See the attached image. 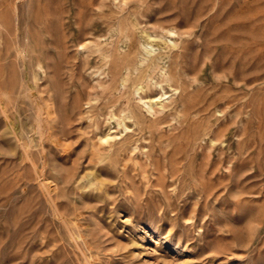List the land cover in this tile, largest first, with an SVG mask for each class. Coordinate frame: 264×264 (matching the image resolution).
Segmentation results:
<instances>
[{
  "label": "rangeland",
  "instance_id": "1",
  "mask_svg": "<svg viewBox=\"0 0 264 264\" xmlns=\"http://www.w3.org/2000/svg\"><path fill=\"white\" fill-rule=\"evenodd\" d=\"M0 9V264H264V0H12ZM91 24L103 28L97 36ZM127 28L136 43L141 28L176 42L169 49H182L185 78H200L194 88L231 101L170 116L157 141L142 140L132 119L129 130L118 126L122 113L104 125L112 107H91L112 77L100 49L118 58ZM148 46L142 52L157 55ZM122 75L114 89H127ZM167 88L166 110L153 103L162 112L179 91ZM93 116L119 143L135 131L141 158L88 159Z\"/></svg>",
  "mask_w": 264,
  "mask_h": 264
},
{
  "label": "bare ground",
  "instance_id": "2",
  "mask_svg": "<svg viewBox=\"0 0 264 264\" xmlns=\"http://www.w3.org/2000/svg\"><path fill=\"white\" fill-rule=\"evenodd\" d=\"M0 4L3 3V2H7L8 1H12V0H0ZM90 1V0H89ZM86 2V1H85ZM11 3V2H10ZM79 3V2H78ZM103 4V3H101ZM83 5V4H82ZM92 5V4H91ZM99 5V4H98ZM84 6V5H83ZM101 6V5H100ZM104 6V5H103ZM105 7V6H104ZM8 7L6 6L4 9H7ZM87 8V6H86ZM102 8V7H101ZM3 9V10H4ZM1 10V9H0ZM3 11L0 12V14H2ZM6 12V10H5ZM4 13V12H3ZM118 13V12H117ZM6 16H7V12L5 13ZM134 14V13H133ZM100 16H103V14H100ZM5 17V15H4ZM101 18V17H100ZM106 18H108L106 16ZM131 18V17H130ZM136 18V16H135ZM133 17L132 19V25H133V28H137L138 27V23ZM3 19V20H2ZM1 19V15H0V20H2V22H6L7 20H4V18ZM6 19V18H5ZM123 19V18H122ZM120 19V20H122ZM126 19V18H125ZM123 19V20H125ZM131 20V19H130ZM119 21V19L117 20ZM1 22V21H0ZM8 22V21H7ZM99 23V22H98ZM148 23V22H147ZM1 24V23H0ZM5 24V23H4ZM102 24V23H101ZM122 27H125L127 26L128 24L125 22V21H121L119 23ZM7 24H5L4 26L6 27ZM93 25V24H91ZM8 26V25H7ZM89 26V25H88ZM104 26H106L105 28H111L113 29L114 27H116V25H113V24H110V23H106ZM120 26V27H121ZM153 26V25H152ZM91 27V30H90V33L93 34V35H96L98 34L99 31H101L103 28L101 27L100 24H96V25H93V26H90ZM166 27V26H165ZM164 27V28H165ZM174 27V26H173ZM100 28V29H99ZM7 29V28H5ZM116 29V28H115ZM162 29V27H161ZM168 29V28H167ZM173 29V28H172ZM172 29L169 28L167 30V32H170L172 33ZM117 30V29H116ZM123 30V29H121ZM139 30V36H140V39H141V42L140 43H136V35L134 34L133 31L129 30V28H127V32L126 33H123L122 34H118L119 36L118 37H125V38H128V40L130 39V41H127L129 43L127 49L125 50V52H121L118 51L117 55H118V58L112 60H109V62L107 61V55H105V53L107 51L110 50V48H105L103 45V47L100 49L101 51V54L104 55V64H103V67H104V71L105 73H107L108 75L110 74L112 77H108V78H105V82H106V89L105 91L103 92V99H105L104 101H100V103L98 105H95V106H91L92 108H95L97 109V107H101L100 110L98 109V113L101 114L102 112V109L104 111V108H108V111H109V107H112L111 108V111H110V116H109V119L107 121L106 119V124L104 125H107L109 122L110 123V120L112 119H115V116L117 115L116 113H122L123 114V118L121 121H118L117 124L118 126H122L124 130H127L129 128V124L127 125L126 122H125V119L128 118V120H131L134 124H139L138 125V128L139 129V137L141 138V136H143L142 140H145V138L147 137L148 139H156V138H163V136L165 135V133L163 134V129L160 130V128L158 127L160 123L163 122V124L166 122V120L171 116V117H182V119L184 118H187L188 115L192 112H197V111H208L209 108L211 106H214V107H217L218 106V103L221 101H224V103H229L231 101L230 99V96L229 95H226V94H220L219 96H214V95H211V94H201V90L203 89L202 87H199V86H196L194 88V83L196 81H198L200 78H197L195 77L194 79H190V80H187L184 76L185 74V71L187 70V66L184 65L182 63V59L183 57H180L183 52L182 49H180L181 51L178 52L176 49L175 51H170L169 49V46H175V43L176 42H171V43H168V41H166V39H163V38H159V37H156V38H153L151 36L150 33L148 32H145L144 30L141 29H137ZM148 30V29H147ZM7 31V30H6ZM86 31V30H85ZM107 31V29H106ZM124 32L126 30H123ZM160 31V30H159ZM136 32V31H135ZM158 32V31H156ZM154 32V33H156ZM121 33V31H120ZM169 33V34H170ZM175 33V32H174ZM89 34V32H88ZM103 34V33H102ZM104 35V34H103ZM95 36V37H96ZM173 36V35H172ZM113 39V38H112ZM119 39V38H117ZM123 39V38H122ZM168 39V38H167ZM115 40H116V37H115ZM125 41V40H124ZM117 42V41H116ZM119 42V41H118ZM113 43V42H112ZM122 43V42H121ZM120 43V44H121ZM114 44V43H113ZM118 44V43H117ZM122 45V44H121ZM151 46V47H154V51L157 50V55L154 54V56H152L153 53H151V56L149 55L150 53L147 51V53H143L142 50L144 51V49L146 48V46ZM189 45V44H188ZM148 46V47H149ZM118 49V47H117ZM116 50V49H115ZM97 51V50H96ZM170 51V52H169ZM97 53V52H96ZM109 53V52H108ZM94 54V53H92ZM97 55V54H96ZM113 55V54H112ZM170 55V63L168 65H165L164 61H161L162 58H165V57H168ZM109 56V55H108ZM111 56V54H110ZM112 57V56H111ZM114 57V56H113ZM182 58L181 61L180 59L178 58ZM102 58V57H101ZM99 59V58H97ZM167 59V58H166ZM168 60V59H167ZM166 60V61H167ZM98 61V60H97ZM97 64V63H95ZM97 66V65H96ZM122 70H127L125 72H122ZM102 71V70H101ZM121 74H124L126 76H123L122 75V80L126 81L127 82V89L124 90V91H121V90H118L117 89H114L113 86H114V79L117 78V76H120ZM104 75V73L102 74ZM106 75V74H105ZM103 78V77H102ZM192 78V77H191ZM118 79V78H117ZM104 82V83H105ZM166 86L170 89V92H172V95L177 93L176 91H178L177 93V96H175L173 98V100L171 101L172 103H168L169 105L172 104V108H169L167 109L166 112H162L161 110H158V108L156 109V107H153V103L159 105L162 109L166 107V103H161V100L162 99V95L166 94L168 92V90H166ZM156 87H159V89L162 90V93L158 96H156V93H159L158 91H156ZM192 87V88H191ZM167 88V89H168ZM210 88H213L212 86ZM114 89V90H113ZM209 89V88H208ZM134 90H135V93L138 94V97L135 96L134 94ZM210 90V89H209ZM132 91V92H131ZM161 92V91H160ZM171 95V94H170ZM97 96V95H96ZM174 96V95H173ZM135 99L137 98L138 101L142 102L143 104V107L144 108H147V111H144L143 109L141 108H133V107H136L134 105H132V102H131V99ZM145 98H148V101L145 102L143 101V99ZM100 99V98H99ZM161 99V100H160ZM170 102V101H169ZM165 104V105H164ZM116 105V106H115ZM180 105V107H179ZM114 106V107H113ZM168 107V106H167ZM166 107V108H167ZM179 107V108H178ZM160 108V109H161ZM165 108V110H166ZM54 109V108H53ZM218 109V108H217ZM52 112V110H51ZM92 112V110H91ZM95 111H94V116H95ZM104 113V112H103ZM200 113V112H198ZM197 113V114H198ZM104 115V114H103ZM94 116H93V119H94ZM212 116V115H211ZM103 118V116H102ZM105 118V117H104ZM103 118V119H104ZM191 118H192V115H191ZM201 118V117H200ZM198 118V119H200ZM181 119V118H180ZM193 119V118H192ZM127 120V119H126ZM173 120V119H172ZM105 121V120H104ZM103 120L99 119V118H96L93 120V135L94 136H98V138L96 139V141H94V137H92V140L94 142H92V149H91V152H90V156L88 157V159H92V157L94 155H97V154H104V156L107 157L108 160H110V163L113 162L115 164H123V165H127L129 161H132L134 159H139L141 158V155L137 152L135 153V149H136V146L132 147L134 143V139H132V135L133 133H126L123 140L119 143V141H117V135H113L112 136V133H107L106 135H100V127L103 126L102 125V122H104ZM198 121V120H197ZM73 122V121H72ZM168 122V120H167ZM174 122H177L178 121H175ZM194 122V121H193ZM202 122V120H201ZM128 123V122H127ZM182 123V121H181ZM196 123V122H195ZM200 123V121H199ZM162 124V125H163ZM184 124V123H183ZM194 123H192V126ZM198 124V123H197ZM195 124V125H197ZM188 125V124H187ZM88 126V125H86ZM115 126V125H114ZM191 126V129L193 128ZM204 126V125H203ZM206 126V125H205ZM110 127V126H109ZM121 127V129H122ZM178 127V126H177ZM195 127V126H194ZM92 128V127H91ZM170 128V127H169ZM173 128V127H171ZM201 128V126H200ZM204 128V127H203ZM102 129V128H101ZM118 129V127H117ZM168 129V128H165V130ZM194 129V128H193ZM192 129V130H193ZM222 129V128H221ZM220 129V130H221ZM92 130V129H91ZM123 130V131H124ZM129 130V129H128ZM131 130V129H130ZM188 130V129H187ZM214 130V129H213ZM218 130V129H217ZM228 130V129H227ZM90 131V130H89ZM88 131V132H89ZM109 131V129H108ZM117 131V130H116ZM199 131V129L197 130ZM216 131V130H215ZM119 132V131H118ZM118 132H116L117 134H119ZM168 132V130H167ZM189 133V131H187ZM195 132V131H194ZM204 132V131H203ZM220 132V131H218ZM44 133V132H42ZM48 133V132H47ZM136 133V132H135ZM177 133V132H176ZM192 133V132H191ZM209 133L213 134L212 131H210ZM215 133V132H214ZM163 134V136H162ZM170 134H173L170 132ZM181 135L183 134L182 131L180 133ZM185 134V133H184ZM183 134V135H184ZM219 134V133H218ZM141 135V136H140ZM188 135V134H187ZM190 135V134H189ZM192 135H195V134H192ZM208 135L207 133L204 134V136ZM90 136V135H89ZM135 136V135H134ZM166 136V135H165ZM168 136V135H167ZM173 136V135H172ZM171 136V137H172ZM176 136V135H174ZM180 136V135H179ZM181 137V136H180ZM194 137V136H193ZM196 137V136H195ZM89 138V137H88ZM173 138V137H172ZM214 138V137H212ZM87 139V138H86ZM164 139V138H163ZM162 139V140H163ZM174 139V138H173ZM179 139H182V138H179ZM177 139V140H179ZM200 139V138H199ZM137 140V138L135 139ZM168 140V139H166ZM186 140H188V138L186 137ZM140 141V140H139ZM157 141V139L155 140ZM154 141V143H155ZM164 141V140H163ZM169 141V140H168ZM167 141V142H168ZM183 141V140H182ZM189 141V140H188ZM194 141V140H193ZM90 142V141H89ZM159 142V141H158ZM158 142L157 145L159 144ZM170 142V141H169ZM179 142V141H177ZM181 142V141H180ZM197 142V141H196ZM206 142V141H205ZM117 143H119L118 145H116ZM161 143V141H160ZM172 143V142H171ZM182 143V142H181ZM186 144L188 143L187 141L185 142ZM207 143V142H206ZM140 144V143H139ZM142 144H144L142 142ZM141 144V145H142ZM166 144V143H165ZM185 144V146H186ZM192 144V142H191ZM212 144V143H211ZM21 145V144H20ZM156 145V146H157ZM161 145V144H160ZM159 145V146H160ZM182 145V144H181ZM184 145V143H183ZM195 145V144H194ZM143 146V145H142ZM170 145L167 146L166 144V147L169 148ZM175 147V145H173ZM184 146V148H185ZM188 146V145H187ZM202 146V145H200ZM90 147V146H89ZM138 147V146H137ZM141 147V146H140ZM147 147V146H146ZM164 147V146H163ZM163 147H162V150H163ZM192 147H194L192 145ZM144 148V147H143ZM165 148V147H164ZM173 148V147H172ZM178 148V146L176 147ZM201 148V147H200ZM204 148V146H203ZM228 148V147H227ZM138 149V148H137ZM141 149V148H140ZM158 149V148H156ZM160 149V147H159ZM158 149V150H159ZM167 149V148H166ZM183 149V148H182ZM186 149V148H185ZM210 149V148H208ZM143 150V149H142ZM172 150V149H170ZM176 150V149H175ZM180 150V149H179ZM160 151V150H159ZM196 151V150H195ZM203 151V150H202ZM201 151V152H202ZM212 151V150H211ZM161 152V151H160ZM163 152V151H162ZM167 152V150H166ZM171 152V151H170ZM198 153V151H196ZM200 152V150H199ZM200 152V153H201ZM141 154L143 153L142 151L140 152ZM173 153V151L171 152V154ZM181 153V152H180ZM183 153V152H182ZM203 153V152H202ZM209 153V152H208ZM213 153V152H212ZM152 154V153H151ZM156 154V153H155ZM160 154V153H159ZM157 153V156L156 158L158 157L159 155ZM170 154V156H171ZM144 155H148V153L144 154ZM163 155V154H162ZM169 155V154H168ZM167 155V156H168ZM180 155V154H179ZM178 155V156H179ZM191 155V153H190ZM199 155V154H198ZM27 156V155H26ZM153 156V155H152ZM155 156V155H154ZM174 156V154H173ZM161 157V155H160ZM172 157V156H171ZM180 159L182 158L181 156H179ZM143 158V157H142ZM145 158V156H144ZM155 158V159H156ZM166 158V157H164ZM164 158H160L163 159V161H165ZM168 158V157H167ZM170 158V157H169ZM169 158L167 160H169ZM176 158V156H175ZM174 158V159H175ZM187 158V157H186ZM211 158V156L209 157ZM104 159V158H102ZM152 159V157H151ZM154 159V158H153ZM159 159V157H158ZM179 159V158H178ZM89 160V161H90ZM106 160V158L104 159ZM107 160V161H108ZM146 160V158L144 159ZM173 159H170V161H172ZM177 160V159H176ZM92 161V160H91ZM148 161V160H147ZM152 161V160H151ZM155 162V160H153ZM178 161V160H177ZM182 160H179V162H181ZM184 161V160H183ZM212 161V160H211ZM224 161V160H223ZM109 162V161H108ZM134 162V161H133ZM132 162V163H133ZM145 162V161H143ZM157 162V161H156ZM155 162V163H156ZM178 162V163H179ZM198 162V160H197ZM196 162V164H197ZM201 161H199V164ZM149 163V162H148ZM151 163V162H150ZM159 163H161V161H159ZM165 162H163L162 164L164 165ZM168 163V162H167ZM171 163V162H170ZM176 163V162H175ZM174 163V164H175ZM177 163V164H178ZM204 163V162H203ZM206 163V162H205ZM223 163V166H224V162ZM221 163V164H222ZM120 164V166H121ZM144 164V163H143ZM169 164V163H168ZM167 164V165H168ZM194 164V163H193ZM35 165V164H34ZM112 165V164H111ZM148 165V164H147ZM154 165V163L152 164ZM197 165V166H198ZM206 165V164H204ZM227 165V164H226ZM113 166V165H112ZM109 165V167H112ZM166 167V165H164ZM170 166V164H169ZM173 166V169H174V165L172 164ZM180 165H178L179 167ZM217 166V165H216ZM177 167V165L175 166ZM191 168V164L189 166ZM215 167V166H214ZM219 167V166H218ZM217 167V168H218ZM102 168V167H101ZM122 168V167H121ZM126 168V167H125ZM158 168L156 165H155V168L156 169ZM162 167H160L161 169ZM168 168V166H167ZM171 168V166H170ZM169 168V169H170ZM181 168V167H180ZM199 168V167H198ZM197 168V169H198ZM210 168V167H209ZM211 168L213 170H215L213 168V165H211ZM216 168V167H215ZM220 168V167H219ZM218 168V169H219ZM223 168V167H222ZM105 169V168H104ZM110 169V168H109ZM113 169V168H111ZM179 169V168H177ZM182 169V168H181ZM203 169V168H201ZM205 169V168H204ZM211 169V170H212ZM102 170V169H101ZM124 170V169H123ZM129 170V169H128ZM159 170V169H158ZM156 170V171H158ZM168 170V169H167ZM227 170H228V167H227ZM104 171V170H103ZM107 171V170H106ZM163 171V170H162ZM170 171H172L170 169ZM168 170V172H170ZM176 171V170H174ZM190 171V170H189ZM125 172V171H124ZM123 172V173H124ZM126 172H127V168H126ZM199 173V171H196ZM202 172V171H201ZM211 175L213 173V171H208ZM173 173V172H172ZM180 173V171H179ZM125 174V173H124ZM203 174V173H202ZM208 174V173H207ZM173 175V174H172ZM204 177V175H203ZM202 181V180H201ZM205 186V184H204ZM202 186V189L203 187ZM194 188V187H193ZM197 188V187H196ZM206 188V186H205ZM195 189V188H194ZM208 189V188H207ZM210 189V188H209Z\"/></svg>",
  "mask_w": 264,
  "mask_h": 264
}]
</instances>
